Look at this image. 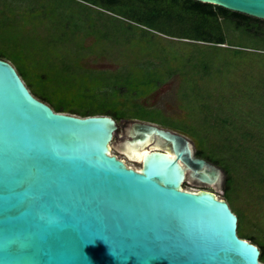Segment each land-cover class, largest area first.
Here are the masks:
<instances>
[{
  "label": "water",
  "instance_id": "95a60500",
  "mask_svg": "<svg viewBox=\"0 0 264 264\" xmlns=\"http://www.w3.org/2000/svg\"><path fill=\"white\" fill-rule=\"evenodd\" d=\"M193 1L264 21V0ZM117 130L55 112L0 59V264H263L227 201L182 188L188 175L218 185L219 167L186 137L133 123L120 150L151 138L136 170L111 154Z\"/></svg>",
  "mask_w": 264,
  "mask_h": 264
},
{
  "label": "rangeland",
  "instance_id": "374dc122",
  "mask_svg": "<svg viewBox=\"0 0 264 264\" xmlns=\"http://www.w3.org/2000/svg\"><path fill=\"white\" fill-rule=\"evenodd\" d=\"M82 7L78 0H0V53L54 110L62 104L109 114L118 125L111 154L129 167L142 168L137 155L119 149L133 123L186 137L197 157L203 151L225 165L243 162L229 201L221 168L218 185L188 175L182 188L227 201L241 227L246 216L244 234L263 239L264 157L252 148L264 147V42L227 23V44L215 49L144 26L127 30L105 21L106 27H89ZM173 30L181 31L178 25ZM260 130L262 138L252 139L250 133ZM236 147L239 154L231 151Z\"/></svg>",
  "mask_w": 264,
  "mask_h": 264
},
{
  "label": "trees",
  "instance_id": "16d2710c",
  "mask_svg": "<svg viewBox=\"0 0 264 264\" xmlns=\"http://www.w3.org/2000/svg\"><path fill=\"white\" fill-rule=\"evenodd\" d=\"M90 3L100 9L107 10L112 15H106L100 11L94 10L91 7L84 6L85 12L89 20H85L89 27L95 25V27H106L108 21L110 25L117 22L120 28L134 29L139 26H144L149 30L161 33L171 39L186 40L188 43L204 44L210 48H222L227 44V36L224 33L223 23L232 25L236 30L245 33L249 37L264 42V21L253 17H249L243 14L231 12L224 8L204 4L193 0H83ZM89 21V22H88ZM98 21V24L96 23ZM106 23V24H105ZM174 25H178L181 31L175 32L173 30ZM145 33H152L145 30ZM0 59L5 60V56L0 53ZM17 70V69H16ZM18 74L25 82L27 88L33 94L32 86L26 83L27 79L25 74L21 70H17ZM35 94V93H34ZM37 95V93H36ZM40 98L47 104L50 103L45 97ZM41 100V101H42ZM55 112L57 113H71L70 115H80L83 118L90 116H110L102 111L91 110H78L71 106L68 108L62 104L54 105ZM52 108V107H51ZM111 117V116H110ZM263 131L256 133H250L251 138L258 140ZM259 137V138H258ZM262 138V137H261ZM264 138V136H263ZM264 146V145H262ZM249 150H251L249 148ZM252 150L259 151L260 155L264 157V147H253ZM233 154H239L241 148H232ZM199 158L209 157L212 160V164L221 168L227 176V201H229L230 190L240 180L241 175L237 173V167H241L243 162L236 159L232 163L220 162L217 158H213L209 154L203 151L198 153ZM237 158V157H236ZM253 179V178H252ZM243 182V181H241ZM243 214V213H242ZM237 215V214H236ZM238 216V215H237ZM239 217V216H238ZM246 216H242V227L239 217L238 223V235L244 240H251L253 244L259 247L261 251L260 261L264 264V237L263 239H257L256 237L244 234L243 225Z\"/></svg>",
  "mask_w": 264,
  "mask_h": 264
},
{
  "label": "bare ground",
  "instance_id": "6f19581e",
  "mask_svg": "<svg viewBox=\"0 0 264 264\" xmlns=\"http://www.w3.org/2000/svg\"><path fill=\"white\" fill-rule=\"evenodd\" d=\"M150 141H151V138L148 137L147 138V141L141 143V142H136L135 144H129L127 143L125 146H124V151L132 156V158H137L135 157V155L138 156V158L143 162V159L148 155V151L146 150V148L150 145ZM149 144V145H148ZM146 151V152H144ZM144 153V154H143ZM169 157L173 158V154H171L170 152H167L166 153Z\"/></svg>",
  "mask_w": 264,
  "mask_h": 264
},
{
  "label": "flooded vegetation",
  "instance_id": "af4514ba",
  "mask_svg": "<svg viewBox=\"0 0 264 264\" xmlns=\"http://www.w3.org/2000/svg\"><path fill=\"white\" fill-rule=\"evenodd\" d=\"M78 2H79L80 4H82V5H84V6L91 7V8H93L94 10L100 11V12L106 14V15H112L111 12H109V11H107V10H104V9H100V8L94 6V5H91V4L88 3V2L83 1V0H78Z\"/></svg>",
  "mask_w": 264,
  "mask_h": 264
}]
</instances>
